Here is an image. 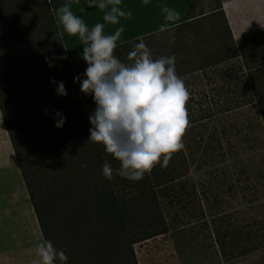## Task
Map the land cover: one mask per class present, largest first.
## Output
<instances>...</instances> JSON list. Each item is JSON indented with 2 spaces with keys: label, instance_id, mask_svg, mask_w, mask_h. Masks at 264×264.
Instances as JSON below:
<instances>
[{
  "label": "trees",
  "instance_id": "1",
  "mask_svg": "<svg viewBox=\"0 0 264 264\" xmlns=\"http://www.w3.org/2000/svg\"><path fill=\"white\" fill-rule=\"evenodd\" d=\"M29 1L25 19L38 31L41 65L26 52V36L14 29L20 21L18 0H0V34L7 33L11 48L9 66L0 59V116L42 240L62 249L66 264H138L135 243L182 229L211 236L224 262L261 250L264 264L259 222L239 223L229 212L213 210L187 176L189 167L200 168L206 156L223 155L219 131L206 126L213 115L245 110L244 127L260 126L252 123L249 110L264 102V64L242 68L219 1L190 0L180 23L117 44L115 50L140 41L147 45V38L190 23L198 29L180 56L152 54L154 59L176 57V74L190 92L189 123L184 148L173 154L169 166L156 165L140 181L102 175L105 162L113 169L119 164L102 144L89 141L93 97L84 95L76 81V89L67 90L69 80L86 78V62L82 57L68 60L62 43L52 38L58 32L53 11L65 0ZM71 66H77L76 76L69 72ZM12 71L15 79H6ZM59 82L66 96L57 94ZM57 113L65 119L61 128L55 126L61 118ZM237 128L232 123L229 131Z\"/></svg>",
  "mask_w": 264,
  "mask_h": 264
},
{
  "label": "clouds",
  "instance_id": "2",
  "mask_svg": "<svg viewBox=\"0 0 264 264\" xmlns=\"http://www.w3.org/2000/svg\"><path fill=\"white\" fill-rule=\"evenodd\" d=\"M86 2L89 8L95 6L104 10L107 7L97 0ZM120 2L108 0L113 7L105 13V21L118 24L120 17L131 15L116 6ZM57 16L63 33L78 37L83 45L81 55L87 63L83 73L86 78L81 80L77 76L74 80L80 83L84 95H92L96 105L89 115L92 125L89 141L102 144L105 152L119 164L113 169L105 162L102 175L108 180L115 174L140 181L158 164L167 168L173 154L184 148L182 138L189 123L186 104L190 92L176 74V57L154 59L151 50L140 41L128 53L127 62H122L114 52L123 26L115 34H105L104 24L89 27L68 3L58 9ZM58 36L62 38V33L54 32L52 38L61 42ZM56 92L60 96L67 95L63 82L58 83ZM64 122L61 116L55 126L61 128ZM36 253L39 264H66L68 261L65 252L49 240L39 242Z\"/></svg>",
  "mask_w": 264,
  "mask_h": 264
},
{
  "label": "rangeland",
  "instance_id": "3",
  "mask_svg": "<svg viewBox=\"0 0 264 264\" xmlns=\"http://www.w3.org/2000/svg\"><path fill=\"white\" fill-rule=\"evenodd\" d=\"M29 9V0H18L17 10L20 21L14 29L26 36L30 44L25 47L26 52L33 54L41 65L43 49L40 41L36 40L38 31L32 22L25 19ZM190 25H183L147 38V48L151 50V54L173 53L180 56L184 44L190 43L198 31ZM7 43V33H1L0 59L8 67L11 62V48ZM133 47V44L127 45L115 50L114 54L122 62H127L128 53ZM82 67L86 69L87 63ZM76 68L71 66L69 72L76 76ZM16 76L13 71L11 74L8 72L6 79L12 80ZM74 81L69 80L67 90L70 92L76 89L77 83L75 84ZM257 106L249 110L252 123L260 124L252 130L244 127L247 115L245 110L230 115H213L206 126L208 129L214 127L219 131L220 151L223 155L222 157L206 156L200 168H195L193 165L189 167L187 176L208 199L213 210L229 212L239 223L257 221L259 227L264 228V126ZM232 123H237L238 128L229 131ZM31 213L29 236L17 235L16 239L7 241V247L1 246L0 264H39L36 245L43 240L35 215L33 211ZM133 249L138 264H262L263 262L261 250L224 262L211 236H207L204 232L186 233L182 229H169L163 234L137 242L133 245Z\"/></svg>",
  "mask_w": 264,
  "mask_h": 264
},
{
  "label": "crops",
  "instance_id": "4",
  "mask_svg": "<svg viewBox=\"0 0 264 264\" xmlns=\"http://www.w3.org/2000/svg\"><path fill=\"white\" fill-rule=\"evenodd\" d=\"M238 58L244 70H252L264 64V0H218ZM104 10L89 8L86 0H65L53 11L66 58L82 57L83 45L78 37H70L58 26V9L65 3L73 12L82 16L91 27L104 24L105 34H115L123 26L124 31L117 44L162 30L182 21L190 0H121L119 7L130 16L120 17L118 24L104 20V15L113 7L108 0ZM83 9V11H81ZM167 9V11H165ZM258 112L264 126V102L258 104ZM32 207L16 164L15 156L0 116V247H7L8 240L17 235L29 236Z\"/></svg>",
  "mask_w": 264,
  "mask_h": 264
}]
</instances>
